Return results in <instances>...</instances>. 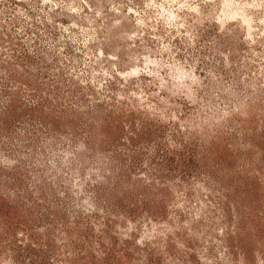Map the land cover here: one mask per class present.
I'll use <instances>...</instances> for the list:
<instances>
[{
	"label": "rangeland",
	"instance_id": "1",
	"mask_svg": "<svg viewBox=\"0 0 264 264\" xmlns=\"http://www.w3.org/2000/svg\"><path fill=\"white\" fill-rule=\"evenodd\" d=\"M0 264H264V0H0Z\"/></svg>",
	"mask_w": 264,
	"mask_h": 264
}]
</instances>
